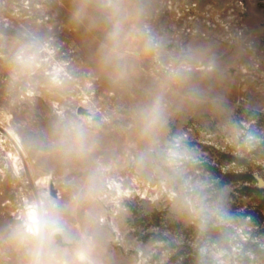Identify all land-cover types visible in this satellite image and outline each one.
Returning <instances> with one entry per match:
<instances>
[{
    "label": "clouds",
    "instance_id": "obj_1",
    "mask_svg": "<svg viewBox=\"0 0 264 264\" xmlns=\"http://www.w3.org/2000/svg\"><path fill=\"white\" fill-rule=\"evenodd\" d=\"M153 20V0H71L70 25L95 37L91 67L57 65L46 75L40 70L52 47L48 34L30 25L11 37L0 34V67L13 99L40 85L63 95L75 83L97 78L127 94L137 64L129 42L155 73L117 110L66 103L43 123L30 115L21 121L28 152L57 177L62 191L38 186L20 214L0 224V249L13 252L18 264H108L111 231L101 218L111 209L124 210L134 181L153 186L158 198L151 206L166 210V222L182 226L155 231L140 246L146 260L179 264L184 252L190 264H244V257L264 264L246 246L242 232L249 219L233 210L231 186L206 168L200 148L182 130L174 131L172 121L201 110L221 116L225 135L240 154L264 149V131L254 126V112L248 120L231 113L216 88L223 69L211 50L170 48ZM110 131L127 143L110 141Z\"/></svg>",
    "mask_w": 264,
    "mask_h": 264
},
{
    "label": "rangeland",
    "instance_id": "obj_2",
    "mask_svg": "<svg viewBox=\"0 0 264 264\" xmlns=\"http://www.w3.org/2000/svg\"><path fill=\"white\" fill-rule=\"evenodd\" d=\"M71 0H0V34L11 37L21 25L41 29L52 38V47L41 73L67 68H90L95 37L69 23ZM157 31L165 35L170 48L190 46L210 49L223 69L216 84L231 113L248 120L254 112V126L264 131V0H153ZM129 54L137 58L136 77L127 94L110 87L103 79L75 83L58 95L42 85L22 93L15 99L7 93V74L0 67V224L18 216L29 194L47 184L56 194L62 189L57 177L45 172L28 152L19 125L29 115L43 123L49 113L61 105L94 104L101 110L114 111L130 102L153 76L152 64L129 42ZM172 129L182 130L192 144L202 151L206 168L222 181L221 175L253 172L264 181V149L240 154L230 143L223 128V118L207 110L178 114ZM110 141L127 143L118 132L110 131ZM230 158L244 161L237 167ZM132 194L124 198V210L111 209L106 217L111 241L108 264H154L146 260L141 245L160 229L180 230L182 226L166 222V210L153 207L158 198L153 186L134 181ZM233 210L248 218L242 235L246 246L264 252V212L242 189L247 184L229 183ZM186 241L190 234L184 231ZM190 251V245H185ZM185 256L184 252L180 253ZM174 260L176 258H173ZM182 259L179 260V263ZM0 264H18V257L0 249ZM244 264L251 258L244 257Z\"/></svg>",
    "mask_w": 264,
    "mask_h": 264
},
{
    "label": "trees",
    "instance_id": "obj_3",
    "mask_svg": "<svg viewBox=\"0 0 264 264\" xmlns=\"http://www.w3.org/2000/svg\"><path fill=\"white\" fill-rule=\"evenodd\" d=\"M230 162L234 163L237 167H244L245 165L244 161L239 158H230ZM220 177L222 178V181L227 184H247V186L243 187L242 191L246 193V196L252 197L259 210L264 212V188H258V182L255 179L253 172L221 175ZM258 255L261 259H264V252L258 251ZM179 264H190V257L185 255Z\"/></svg>",
    "mask_w": 264,
    "mask_h": 264
},
{
    "label": "water",
    "instance_id": "obj_4",
    "mask_svg": "<svg viewBox=\"0 0 264 264\" xmlns=\"http://www.w3.org/2000/svg\"><path fill=\"white\" fill-rule=\"evenodd\" d=\"M255 179H256L257 182H258V188L263 189L264 187H261V182H262L263 180L259 179L257 176H255ZM51 190L53 191L54 194H56V192L54 191L53 188H51Z\"/></svg>",
    "mask_w": 264,
    "mask_h": 264
}]
</instances>
